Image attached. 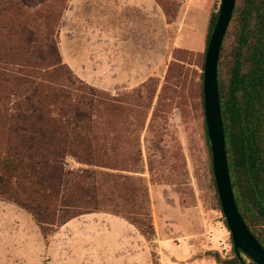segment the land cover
I'll list each match as a JSON object with an SVG mask.
<instances>
[{"label":"trees","instance_id":"obj_1","mask_svg":"<svg viewBox=\"0 0 264 264\" xmlns=\"http://www.w3.org/2000/svg\"><path fill=\"white\" fill-rule=\"evenodd\" d=\"M53 1L0 0V198L30 214L45 236L82 216L111 213L154 241L140 141L152 108L153 97L144 96L149 85L113 96L80 79L53 36L40 38L31 25L30 10ZM155 2L165 14L163 0ZM217 19L214 10L207 47ZM218 84L236 203L264 247V0L236 1L220 53ZM200 92L211 154L203 83ZM166 114L163 110L161 118ZM131 135L136 142L127 141ZM160 147L157 136L149 142L153 179L164 166L156 165L152 154ZM70 160L78 168L70 167ZM213 175L215 209L222 213ZM207 255L217 264H241L234 248L228 258L218 251ZM154 264H160L158 258Z\"/></svg>","mask_w":264,"mask_h":264},{"label":"rangeland","instance_id":"obj_2","mask_svg":"<svg viewBox=\"0 0 264 264\" xmlns=\"http://www.w3.org/2000/svg\"><path fill=\"white\" fill-rule=\"evenodd\" d=\"M129 2L140 15L159 9L153 0ZM163 4L162 27L159 20L154 19L145 24L141 22L138 27L136 12H127V0H54L30 10V21L40 38L50 34L59 44L62 42L66 63L73 71L77 69V75L86 83L113 96L130 94L149 85L144 96L153 97L152 108L140 141L156 234L159 229L164 240H168L166 246L177 248L174 240H179L184 232H200L201 218L195 211L200 215L203 211L208 220L220 222V232L228 231L227 236H219V233V237L211 240V251L218 250L223 258H228L232 256L233 243L223 213L215 209L212 155L205 138L200 98L209 21L214 10L219 12L221 0H163ZM175 4L180 8L176 10ZM67 6V16L62 19ZM127 17L134 23L132 30L138 31L136 34L141 38L127 40ZM2 35L4 33H0ZM79 68L86 72H80ZM89 76L95 78L92 81L97 86L92 84ZM163 110L167 114L161 118ZM156 112L158 116H155ZM156 136L161 139V147L156 152L154 149L152 154L156 160H153L156 165L163 163L164 166L160 169L162 172H155L153 179L148 164V146ZM127 141L134 143L136 137L131 135ZM69 165L78 168L71 160ZM1 201L4 200L0 198ZM19 211L22 218L18 217L16 223L21 232L16 233L18 238L11 242H15L20 251H33L34 245L36 251H51L46 245L57 238L58 245L52 251H92L99 246L100 250L108 249L117 264L125 257L119 253L127 230L122 226L124 221L111 213H96L85 220H74L68 230L45 236L29 214ZM184 212L197 218L194 224L187 223ZM138 232L133 237L134 240L137 237L135 246L141 240L139 245L145 248L137 251V255L150 251V261L154 264L157 263L154 255L158 253L160 264H167V259L159 254L162 250L157 237L148 241ZM132 247L135 248L133 244Z\"/></svg>","mask_w":264,"mask_h":264},{"label":"crops","instance_id":"obj_3","mask_svg":"<svg viewBox=\"0 0 264 264\" xmlns=\"http://www.w3.org/2000/svg\"><path fill=\"white\" fill-rule=\"evenodd\" d=\"M153 1L155 2V0ZM130 3L132 2H129V0H127V12H131L132 14L136 12L137 16L135 18L136 21L138 22L137 24L138 27L140 26L139 24L141 22H144L145 24L147 22H152L153 19L155 21L159 20L160 27H162V24L164 23V12L156 2L155 4L159 9L154 8L152 11L148 13L145 12L142 15H140L137 8L132 7ZM66 16L67 15H65V17ZM128 18L129 17H127V40L129 41V39L141 38L139 35L136 34L138 31L135 32L132 30V26L134 23ZM61 44L62 42L60 43V47L62 48ZM79 69L80 72L82 73L86 72V70L84 69L83 70H81V68ZM74 72L76 74L79 73L77 69H74ZM88 79L91 80L92 84L97 86V84L93 83L92 81V79H95L94 77L89 76ZM13 205L16 206L15 204L10 202H6V201L0 202V213L1 212L4 213V215L0 216L1 219L0 264H117V262L115 261L116 258H113V256L110 257L109 250L106 248L100 250L99 246L97 248H93L92 251H52L53 247L58 245L57 238L55 237H54L55 240H53L50 245H46V248L49 247L51 251H36L35 245L33 251H20L18 249V245L15 242H11V241L18 238L17 236H15L16 233L21 232V229L18 227V224L16 222L18 217L22 218L21 215L22 213L21 211H19L22 209L19 208L18 206H16L18 208L16 209ZM191 210L192 209H188L187 211H191ZM200 212L203 215H200L197 213V211H195L197 217L201 218L202 226L201 227L199 226L200 232H195V233L184 232V234L180 237L179 240L178 239L174 240L175 243L177 244V248H168L166 246L168 240H164V236H162V234H160V230L157 229V240H158L157 242L158 244H160L159 249L162 250L160 251L159 254L163 255V257L167 259V264H217L215 259L207 255V253L211 251V245H212L211 240L213 237H219L221 234L223 236H227L226 234H228V231L226 230V232L224 231L220 232V230H222L218 225L220 224V222H216V221L214 222L213 220H208V218H206L203 211ZM94 215L96 214L82 216L75 220H85L88 216H94ZM184 217L189 225L194 224V221L197 219L195 216H191L190 213L189 215L188 213H185ZM117 218H120L124 221V225L122 226H124V228L127 230V233L125 234L126 238L124 240H121L122 250H120L121 252L119 253V255H125V257L124 259H121L118 263L119 264H151L150 251H143L138 255L136 253L137 251H142L144 250L143 248H145L144 245L143 248L142 246H140L142 243L141 240H138L139 241V243L137 242L138 246H135L136 243L135 240L137 237H135V240L133 237L134 235L137 236L136 232L138 231L135 229L134 226L130 225L123 218L121 217H117ZM33 220L37 225L34 218ZM71 222L65 225L61 230L63 229L68 230V226H70ZM36 225L33 226L34 229ZM61 230H59L57 234ZM23 235L24 233L21 236L23 237ZM6 241H8V244H5ZM171 242L172 241L169 240V243ZM2 243H4V245H1ZM132 244L134 245L135 248L132 247ZM146 244L148 243L146 242ZM161 244H163V247H160ZM85 256H87L86 259L84 258ZM157 258L161 263V259L158 253H157ZM164 258H162V260H164Z\"/></svg>","mask_w":264,"mask_h":264},{"label":"water","instance_id":"obj_4","mask_svg":"<svg viewBox=\"0 0 264 264\" xmlns=\"http://www.w3.org/2000/svg\"><path fill=\"white\" fill-rule=\"evenodd\" d=\"M236 1L221 0L217 23L207 47L204 68L205 118L215 183L222 213L233 240L235 255L241 264H247L244 256L255 264H264V247L250 231L236 203L226 151L218 84L220 53L233 18Z\"/></svg>","mask_w":264,"mask_h":264}]
</instances>
